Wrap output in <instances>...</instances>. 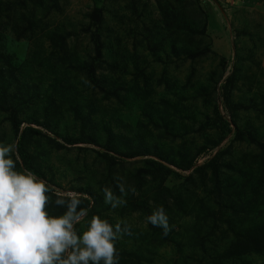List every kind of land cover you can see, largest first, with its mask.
I'll return each instance as SVG.
<instances>
[{
  "label": "rangeland",
  "instance_id": "rangeland-1",
  "mask_svg": "<svg viewBox=\"0 0 264 264\" xmlns=\"http://www.w3.org/2000/svg\"><path fill=\"white\" fill-rule=\"evenodd\" d=\"M5 83L26 98L21 129L41 132L27 142L46 175L38 178L98 197L78 234L92 215L131 226L116 243L119 264H264V252L241 249L234 233L243 217L264 219V197L260 214L234 218L221 195L241 164L264 176V0H0V89ZM237 130L243 137L233 140ZM81 136L88 140L74 141ZM18 139L0 110V145L16 155ZM227 146L215 176L207 162ZM136 150L144 154L124 156ZM197 151L189 170L175 165ZM145 159L174 173L140 179ZM117 174L127 204L112 209L103 189L120 195ZM131 202L147 207L133 211ZM160 206L166 236L146 222ZM229 247L235 254L221 257Z\"/></svg>",
  "mask_w": 264,
  "mask_h": 264
},
{
  "label": "clouds",
  "instance_id": "clouds-1",
  "mask_svg": "<svg viewBox=\"0 0 264 264\" xmlns=\"http://www.w3.org/2000/svg\"><path fill=\"white\" fill-rule=\"evenodd\" d=\"M14 148L0 145V264H119L116 243L132 235L126 221L115 225L92 215L86 230L78 234L76 225L90 211L80 207L81 194L61 193L40 180L33 172L16 170ZM120 195L105 187L104 200L112 209L125 206L127 189L118 174L114 177ZM57 193L54 205L66 211L51 216L46 207ZM136 194L135 188L130 189ZM146 222L159 227L166 236L171 231L163 206L155 208Z\"/></svg>",
  "mask_w": 264,
  "mask_h": 264
},
{
  "label": "trees",
  "instance_id": "trees-1",
  "mask_svg": "<svg viewBox=\"0 0 264 264\" xmlns=\"http://www.w3.org/2000/svg\"><path fill=\"white\" fill-rule=\"evenodd\" d=\"M96 11H98V9ZM9 86H10L9 83H5L0 89V110L6 113V119L9 121L12 130L14 132V135L17 136L19 134L17 153L16 155L13 154V159L16 161V170L23 171L27 169L33 172V174L36 175L37 177H41L44 179L46 178V175L42 170L38 156L34 154L32 151H29L27 149L28 138H30L31 135H36V134L41 135V132L32 126H27V125L21 129V124L24 118H21L20 116L22 111L20 104L22 102H25L26 98H22V95H20L19 98L16 97L14 92L8 90ZM174 111H176V109ZM241 134L242 133L239 130H237L233 140L242 139L243 135ZM46 138L51 142H53L56 147L58 148L63 147L62 143H60L59 141L49 137ZM220 139L221 137L218 138V140ZM77 140H81L85 142L88 140V138L85 136H81L80 139H74L75 142H78ZM35 141L39 142V139ZM215 143L217 144V142ZM260 146L264 149V146L262 144H260ZM105 148L109 151H112L111 146H107ZM229 150L230 147L227 146L222 151H217L213 155V157L207 162V164L212 168L213 175L218 176L217 175L218 167H219L218 159L222 157V155L224 154L229 155L230 154ZM141 152L144 151H139V150L131 151V152H127L124 156L128 158H132L135 156L143 155L144 153ZM102 154L105 158L109 159L111 162L114 161L108 155L107 152ZM153 154H155V152H153ZM197 154H199L198 151L195 154H193L192 157H190L189 159L183 160L179 163L177 162L175 165L181 170H189L193 166V162ZM144 162L147 165V167H142L138 169V171H140V174H144V175H137V177L140 179H142L143 177L150 176L151 180L154 181L158 178L159 181L162 183V181L165 179L166 176L170 175L171 173H174V171L162 161H158L155 159H145ZM169 163L174 164L172 162ZM259 163L262 164L263 161L260 160ZM204 165L193 168L191 172H194L196 170L197 171L201 170L204 167ZM263 172H264V166L261 168V173ZM233 173L234 175H238V176H236L233 182H229L227 186H225L226 188L225 192L221 194L220 191L221 188L219 190L220 191L219 194L224 195L226 197V200H228L227 208H229L232 211V213L234 214V218L240 217L239 216L240 214L249 215L250 213H254V212L257 215L260 214L259 203L261 204V199L264 197V192H262L264 191V178H263L264 176L261 174L257 179H253L252 175H250L249 170L243 164L236 167L235 170L233 169ZM190 178H191V174L186 176L187 180H189ZM139 181L136 184L139 185ZM160 182L159 184H161ZM138 185L135 186L134 188L136 189ZM162 190L165 192L167 189L166 187H162ZM89 194L91 195V198L81 196L82 203L80 207L89 208L90 211H92L93 209L96 208V205L99 202L97 195L93 194L90 190H89ZM47 195L51 197V200L49 202V205L46 207V211H48L49 215L51 216L62 215L63 212L66 211V208L56 207L54 205V200L56 199L57 194L53 193L52 191H49ZM163 196H164L163 199H159L157 197L153 199L155 202H157V205L165 201L166 199L165 194ZM259 197L261 198L259 199ZM146 207H147L146 203L131 202L130 209L136 211V210L144 209ZM243 221L250 222L251 217L250 216L246 218L243 217ZM244 222L241 221L240 225H238L237 222L234 225L237 227V229L234 230L235 234L238 231V233L236 234L237 237L238 235L241 234L240 239L237 241L239 243L238 244L239 247L245 251L252 253L264 252V219L261 222H257L255 220L252 223H244ZM233 248L234 247L225 248L221 257H226V258L231 257L233 254H235ZM217 262L218 264H221L219 260ZM121 263L123 262L121 261Z\"/></svg>",
  "mask_w": 264,
  "mask_h": 264
}]
</instances>
